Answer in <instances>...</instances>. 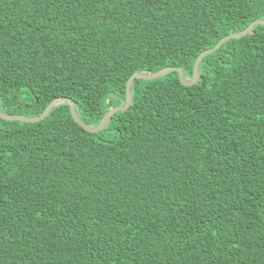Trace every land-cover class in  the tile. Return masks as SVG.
I'll return each instance as SVG.
<instances>
[{
	"label": "trees",
	"instance_id": "16d2710c",
	"mask_svg": "<svg viewBox=\"0 0 264 264\" xmlns=\"http://www.w3.org/2000/svg\"><path fill=\"white\" fill-rule=\"evenodd\" d=\"M264 0H0V110L97 125ZM90 132L0 118V264H264V24L133 80Z\"/></svg>",
	"mask_w": 264,
	"mask_h": 264
},
{
	"label": "water",
	"instance_id": "95a60500",
	"mask_svg": "<svg viewBox=\"0 0 264 264\" xmlns=\"http://www.w3.org/2000/svg\"><path fill=\"white\" fill-rule=\"evenodd\" d=\"M258 24H264V18L256 19L249 23L242 31L236 32V33H231L228 34L221 39H219L211 48L204 50L201 52L195 59L193 63V69H192V76L191 77H186L180 67H175V66H170V67H164L162 69H159L156 72L153 73H146V72H135L133 73L126 81L125 84V101L117 105L111 109H109L104 115L102 116L100 122L97 125H87L85 124L77 115L75 105L73 101L68 98V97H56L54 98L41 112V114L37 116H26V115H21V114H7L4 113L0 110V118L5 119V120H18V121H23V122H37L41 119H43L57 104L60 103H66L69 106L70 109V114L72 119L80 125L82 128H84L87 131L90 132H96L101 130L104 125L106 124L107 120L110 118V116L120 110H125L131 103L132 101V95H131V85L134 79L139 78V79H153L157 78L167 72L170 71H176L178 73V78L179 81L184 84V85H191L195 83L198 79V67L200 60L202 59L203 56L213 52L215 49H217L223 42L228 41L231 38H240L252 30V28Z\"/></svg>",
	"mask_w": 264,
	"mask_h": 264
}]
</instances>
